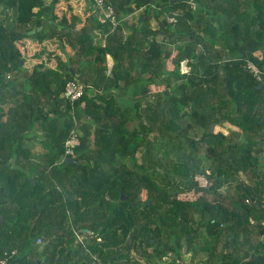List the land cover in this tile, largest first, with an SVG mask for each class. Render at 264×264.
<instances>
[{"label":"trees","instance_id":"16d2710c","mask_svg":"<svg viewBox=\"0 0 264 264\" xmlns=\"http://www.w3.org/2000/svg\"><path fill=\"white\" fill-rule=\"evenodd\" d=\"M61 1L0 0V260L184 264L186 245L202 264H264V0H108L115 30L94 0L84 21ZM27 40L62 53L27 65ZM70 79L86 86L73 105Z\"/></svg>","mask_w":264,"mask_h":264},{"label":"built area","instance_id":"2783aa9c","mask_svg":"<svg viewBox=\"0 0 264 264\" xmlns=\"http://www.w3.org/2000/svg\"><path fill=\"white\" fill-rule=\"evenodd\" d=\"M97 8L100 10L101 14H103V20L110 22L111 27L115 30L120 25V20L118 19L114 6L108 2V0H94ZM168 20L172 23L177 22L176 16H168ZM246 68L251 71L258 82L263 81V76L260 68L251 61L246 63ZM86 86L78 80L70 79L66 83V87L64 90V96L69 99L70 103L73 105L76 101H78L85 93ZM80 144L79 135L75 130H72L70 136L65 141V157L75 158L76 151L75 148ZM77 237L80 239V234L78 232ZM41 240L38 239V242ZM15 252H12L11 255L6 256L0 260V264H7L8 260L12 257Z\"/></svg>","mask_w":264,"mask_h":264},{"label":"crops","instance_id":"0c3cea01","mask_svg":"<svg viewBox=\"0 0 264 264\" xmlns=\"http://www.w3.org/2000/svg\"><path fill=\"white\" fill-rule=\"evenodd\" d=\"M92 5H93V3L88 2V0H62L61 2H59L56 5L55 12L60 17L63 15H66L67 17L70 18L72 15H77L84 21V19L90 14L89 10L91 9ZM140 12H142V9H141V11H135L134 13L130 14L128 16V19L133 20L135 22L137 20ZM83 21H82V23H83ZM151 24H152V27L155 28V25H154V24H156L155 20L154 21L152 20ZM23 44H24V46L27 47L25 49L26 51H28L29 48H33L35 50V52L36 51L39 52L42 50L43 46H46L49 49H50V46H52L51 50H53L55 53H57V54L62 53V50H61L57 41L46 40L43 43H39L38 41H35V40H27V42H25ZM65 50L67 51L68 54H72L74 52V49L68 44L67 45L65 44ZM35 52H33V53H35ZM42 59H44V56L42 57ZM31 60H34L35 62L30 63V64L33 65L36 63L35 59L31 58ZM109 61L111 62V60H109ZM80 239H81V241L77 237V242H83L85 238L82 235H80ZM82 264H84V263H82ZM92 264H103V263H100V261L96 260Z\"/></svg>","mask_w":264,"mask_h":264},{"label":"rangeland","instance_id":"374dc122","mask_svg":"<svg viewBox=\"0 0 264 264\" xmlns=\"http://www.w3.org/2000/svg\"><path fill=\"white\" fill-rule=\"evenodd\" d=\"M139 14H141V13H139ZM0 17L3 18V19L6 18V14H5V12L2 11V7L1 6H0ZM138 17H139V15H138ZM150 23H152V20L150 21ZM154 25H156V24H154ZM158 38L160 39V37H158ZM161 39H162V37H161ZM50 48H52V46H50ZM23 51L26 54V58H27L26 64L29 65L30 63H34L35 61L34 60H30V58H33V54H34L33 52H35V50L33 48H29L28 51H25V50H23ZM44 57L47 58L48 54L46 53L44 55ZM36 62H38V61H36ZM48 63H49V66H53L54 64H56V61H55L54 58H52ZM168 67H172V63H171L170 60L168 61ZM213 129L215 131H222V132L228 133L229 129H237V126L232 125V124L227 122L224 126L215 125ZM41 138H42V136L38 137L37 138V143L34 144V150H35L36 153L37 152H41L43 150V146L41 145V142H40ZM200 156H201L202 159L205 158L204 149H203V152H201ZM173 158H175V156ZM198 176H199V179L202 178L201 179V183L203 185H208L205 176H202V174H198ZM221 191L224 194H226L228 192H229V194H235V190L233 188H228L227 186L222 187ZM197 196H198V193H195L194 191L182 193L180 195V197H182L184 199H195ZM182 257H183L184 264H202V260L200 258L201 255H197V256L194 257L192 253H187V254L183 253ZM136 258L139 261L138 264H146L145 260L142 259V257L136 255ZM155 264H179V263L175 260V257L171 256V259H168V260L162 261V262L161 261H157Z\"/></svg>","mask_w":264,"mask_h":264},{"label":"water","instance_id":"95a60500","mask_svg":"<svg viewBox=\"0 0 264 264\" xmlns=\"http://www.w3.org/2000/svg\"><path fill=\"white\" fill-rule=\"evenodd\" d=\"M175 1H177V0H171V3H174ZM144 19H145V18H144ZM45 23H46V22L44 21V22L42 23L41 26H39L37 29H33V30H31L29 33H30V34H34L36 31H40V30H42L43 25H45ZM225 59H226V60L231 59V54H230V51H229V50H227V56H226ZM22 62H23V59L21 60L20 63L22 64ZM183 69H184L185 72L189 70V68H188V66H187V61H184V62H183ZM61 159H64V161H65L66 164L76 162L75 159L70 158V157H64V156H61ZM32 181L35 182L36 179H35V178H32ZM124 197H125V196L122 194V198H124ZM2 223H3V217L0 215V229H1ZM84 231L86 232V231H88V229H84ZM191 236H192V235H190V237H191ZM186 250H187V246L185 245V246H184V252H186Z\"/></svg>","mask_w":264,"mask_h":264},{"label":"flooded vegetation","instance_id":"af4514ba","mask_svg":"<svg viewBox=\"0 0 264 264\" xmlns=\"http://www.w3.org/2000/svg\"><path fill=\"white\" fill-rule=\"evenodd\" d=\"M186 252H187V250H186ZM186 252H184V253H186ZM182 259H183V257H182Z\"/></svg>","mask_w":264,"mask_h":264}]
</instances>
